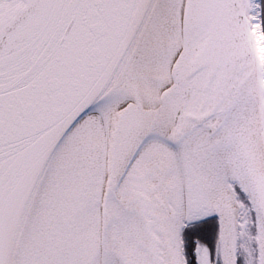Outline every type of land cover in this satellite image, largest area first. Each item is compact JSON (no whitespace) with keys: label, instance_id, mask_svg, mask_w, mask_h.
Segmentation results:
<instances>
[{"label":"snow or ice","instance_id":"6c2138e0","mask_svg":"<svg viewBox=\"0 0 264 264\" xmlns=\"http://www.w3.org/2000/svg\"><path fill=\"white\" fill-rule=\"evenodd\" d=\"M0 264H264V0H0Z\"/></svg>","mask_w":264,"mask_h":264}]
</instances>
